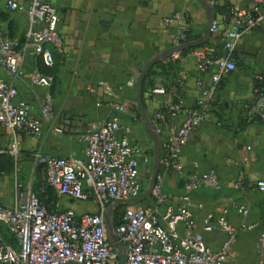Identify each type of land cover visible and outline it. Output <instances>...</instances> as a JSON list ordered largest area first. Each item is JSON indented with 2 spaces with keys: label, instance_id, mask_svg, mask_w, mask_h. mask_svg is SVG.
Returning <instances> with one entry per match:
<instances>
[{
  "label": "built area",
  "instance_id": "obj_1",
  "mask_svg": "<svg viewBox=\"0 0 264 264\" xmlns=\"http://www.w3.org/2000/svg\"><path fill=\"white\" fill-rule=\"evenodd\" d=\"M229 1L210 0V4ZM247 1V8L231 4L224 25L215 20L209 42L193 48L199 72L196 80L199 94L195 103L185 107L171 101L154 113V131L165 153L160 157L162 170L149 196L141 202H126L145 191L144 174L152 173L154 167L153 155L132 139V127L122 119L125 107L118 104L111 117L90 122L87 131L80 136L86 144L84 159L56 155L37 158L48 185L58 195L78 201L92 200L97 210L77 214L73 208L50 209L36 192L30 193L26 202L0 205V264H119V251L108 239V215L120 205H124V209L114 233L126 248L125 264H241L230 259L231 247L240 233L254 230L258 223L246 220L250 210L245 203L233 202L206 212L202 228L198 230L196 209L203 204L194 201V193L204 189L220 191L224 183L215 168L204 169L197 160L185 161L181 155L192 133L209 120L212 100L235 67L233 54L240 40L264 20V0ZM6 5L11 11L27 14L26 38L31 53L47 67H53L56 56L66 54L59 30V10L46 0H6ZM163 24L177 30L171 36L170 47L188 41L192 33L188 15L180 11L166 16ZM180 52L169 57L174 60ZM23 59L18 43L0 28L1 69L11 77H26L29 83L43 90L35 112L29 102L19 98L14 83L0 77V126L14 135L9 150L0 147V156L5 152L17 155L20 132L41 137L45 125L55 114L53 77L39 67L25 70ZM205 73L209 74L208 79L204 78ZM129 83L134 85L136 79ZM154 92H164V89L156 88ZM242 106L248 121L264 120V86L254 87L253 99L244 101ZM180 115L184 118L182 124L162 137L163 124ZM250 150V146L244 149L245 162L250 160ZM170 171L185 180L184 190L179 194L164 188L165 175ZM22 186L16 183L20 197L24 196ZM231 187L239 190L243 189V184L237 180ZM252 187L264 192V178L253 181ZM232 210L242 217L238 225L231 222ZM4 229L15 238L17 245L4 241ZM218 230L226 236L215 250L206 242L204 233ZM256 250L259 264H263L264 232L258 237Z\"/></svg>",
  "mask_w": 264,
  "mask_h": 264
},
{
  "label": "crops",
  "instance_id": "obj_2",
  "mask_svg": "<svg viewBox=\"0 0 264 264\" xmlns=\"http://www.w3.org/2000/svg\"><path fill=\"white\" fill-rule=\"evenodd\" d=\"M60 13L59 30L65 43V55H57L58 69L54 75L53 92L55 114L45 125L41 137L20 132L16 156L5 152L0 156V205L13 206L26 202L29 194L38 193L50 209H75L77 214L97 210L92 200L78 201L58 195L46 181L44 168L38 163L40 155H56L84 159L86 144L80 136L92 121L108 119L123 104V123L132 127V139L140 143L155 160V141L145 116L153 124L156 111L174 101L190 107L199 94L196 80L199 72L192 50L176 59L166 56L146 82H153L143 93L146 115L137 102V80L140 71L150 59L170 48L175 27L166 28L163 19L180 11L188 15L194 36H201L207 24L206 4L216 13V21L224 25L225 15L216 11L210 0H46ZM235 7L247 8V0H231ZM0 28L18 43L24 54L25 70L42 66L32 53L26 31L25 12L8 9L6 0H0ZM198 36V37H199ZM234 69L223 80L212 100L208 121L198 127L182 148V159L197 160L204 169L215 168L224 183L222 190H201L194 193V201L202 203L196 209L197 228L201 230L204 214L230 203L243 202L250 212L246 220L258 227L238 235L230 250V259L241 264H259L257 240L264 232V192L253 189L256 179L264 178V120L248 121L243 102L254 97L256 80L264 76V20L249 34L243 36L234 51ZM156 62V63H157ZM155 63V64H156ZM154 64V65H155ZM153 66V65H152ZM56 76V77H55ZM208 79L209 74H203ZM0 77L18 89L19 98L38 111L42 88L29 83L26 77H11L0 67ZM136 79L134 85L130 80ZM104 84L101 85L100 82ZM90 88L94 90L91 91ZM163 88L164 92H154ZM183 115L163 124V136L173 127H179ZM13 133L0 126V147L7 151L12 146ZM160 142V157L165 153ZM250 146V160H243L244 149ZM155 162V161H154ZM160 171V170H159ZM174 173V172H173ZM241 180L243 189L234 196L226 195L234 181ZM22 183L23 197L18 196L16 183ZM185 180L178 174L165 175V188L179 194ZM231 222L238 225L242 217L231 211ZM211 248H220L226 234L223 231L205 232ZM4 241L17 245L6 230ZM264 264V262H263Z\"/></svg>",
  "mask_w": 264,
  "mask_h": 264
},
{
  "label": "water",
  "instance_id": "obj_3",
  "mask_svg": "<svg viewBox=\"0 0 264 264\" xmlns=\"http://www.w3.org/2000/svg\"><path fill=\"white\" fill-rule=\"evenodd\" d=\"M206 8H207V24L205 27V31L201 36L193 40L183 42L179 45H175V46H172L164 50L160 54L156 55L154 58L147 61V63L144 65L143 69L141 70V73L139 74L138 80H137V102L144 116L146 115V112H145V108L143 104V86H144V81H145V77H146L148 69L152 65H154L158 60L166 56H170L174 52L182 51V50L189 49V48L199 47L205 44L209 40L211 36L212 24L216 20V13H215L214 8L211 5L206 4ZM145 120L148 123L149 129H150L149 131L154 136V141H155V163H154L152 179H151L149 189L144 191L141 195L131 198L130 200L126 201L127 203H137V202H141L145 200L149 196L151 192V188L155 184L157 176L159 174V170H160V142H159L158 136L156 135L154 131V125L150 121H148V118L146 116H145ZM108 230L113 237L112 243L115 245L116 249L119 251V254H120L119 264H125L127 260L126 248L123 246L122 242L119 240L117 235L114 233V228L112 227L109 221H108ZM65 264H79V263L68 262Z\"/></svg>",
  "mask_w": 264,
  "mask_h": 264
},
{
  "label": "trees",
  "instance_id": "obj_4",
  "mask_svg": "<svg viewBox=\"0 0 264 264\" xmlns=\"http://www.w3.org/2000/svg\"><path fill=\"white\" fill-rule=\"evenodd\" d=\"M230 6H231L230 3H225V4H222V5H220V4H216L214 7H215V9H216V11H217L218 13L223 14V15H225V16L228 17V16L230 15ZM198 36H199V35L194 36V35L190 34V35L188 36V41H189V40H193V39L197 38ZM207 42H209V41H207ZM191 50H193V48H189V49L182 50V51L180 52V54H181V55H185V54H187L188 52H190ZM55 64H57V59H56ZM160 64H161V66H162L161 61L157 62L155 65L151 66V67L148 69L147 74H146V77H145V81H144L143 93H145V92L147 91V89H148L149 86H152V84H153L152 80H151V81H148V82H146V80H147V78L151 77L153 74L156 73V71L153 69L154 66H156V65H160ZM54 66H55V65H54ZM54 66H53V67H54ZM50 68H52V67H47V66L44 65L43 62H42V66H41L40 69H41L42 72H44V73H46V74H49V69H50ZM260 86H264V76H263V77H260V78H258V79L256 80L255 87H260ZM258 120H259V119H258ZM161 170H162V169H161V167H160V172H161ZM116 211H117V210H116ZM120 214H121V212H120V213L118 214V216L116 217V223L114 224V227H115V226L117 225V223H118V217H119Z\"/></svg>",
  "mask_w": 264,
  "mask_h": 264
},
{
  "label": "rangeland",
  "instance_id": "obj_5",
  "mask_svg": "<svg viewBox=\"0 0 264 264\" xmlns=\"http://www.w3.org/2000/svg\"><path fill=\"white\" fill-rule=\"evenodd\" d=\"M58 69V63L55 64L54 67L50 68L49 69V75L53 77V80H54V75L56 73ZM141 73V71H140ZM139 73V74H140ZM56 77V76H55ZM154 157H153V167H154ZM153 173V172H152ZM152 173H145L144 174V182H143V187H144V190L146 191L147 189H149V186H150V183H151V179H152ZM168 175L169 174H174L172 171L168 172L167 173ZM164 188H165V181H164ZM166 190V188H165ZM167 191V190H166ZM224 193H226V195H230V196H234L236 197V194L238 193V190L237 189H234V188H231L229 191L228 190H224ZM124 209V205H120L116 210H111L110 214L108 215L109 216V221L112 225V227L114 228V224L116 223V217L118 216V214L120 212H122ZM108 239L110 242H113V237L112 235L110 234V232H108Z\"/></svg>",
  "mask_w": 264,
  "mask_h": 264
}]
</instances>
